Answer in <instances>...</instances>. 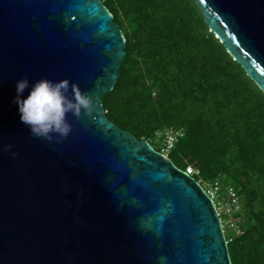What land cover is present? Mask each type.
Returning <instances> with one entry per match:
<instances>
[{"label":"water","instance_id":"water-1","mask_svg":"<svg viewBox=\"0 0 264 264\" xmlns=\"http://www.w3.org/2000/svg\"><path fill=\"white\" fill-rule=\"evenodd\" d=\"M194 2L264 93V0ZM125 48L100 0H0V264H232L202 187L105 115ZM24 77L68 79L94 110L69 113L61 143L34 137L14 102Z\"/></svg>","mask_w":264,"mask_h":264},{"label":"trees","instance_id":"trees-1","mask_svg":"<svg viewBox=\"0 0 264 264\" xmlns=\"http://www.w3.org/2000/svg\"><path fill=\"white\" fill-rule=\"evenodd\" d=\"M125 38L106 117L151 145L181 128L168 154L195 179L221 178L241 199L244 234L232 264H264V93L209 32L194 0H100ZM127 23L129 26L127 27Z\"/></svg>","mask_w":264,"mask_h":264},{"label":"clouds","instance_id":"clouds-1","mask_svg":"<svg viewBox=\"0 0 264 264\" xmlns=\"http://www.w3.org/2000/svg\"><path fill=\"white\" fill-rule=\"evenodd\" d=\"M28 90L25 97L23 94ZM15 103L20 120L31 130V135L50 143H61L72 132L67 116L71 113L79 118L82 113L90 115L94 110V100L82 92L78 84L68 79L52 81L42 78L29 87L27 77L16 82ZM71 93V94H70ZM11 150L12 145H7ZM15 157L17 153L12 152Z\"/></svg>","mask_w":264,"mask_h":264},{"label":"built area","instance_id":"built-area-1","mask_svg":"<svg viewBox=\"0 0 264 264\" xmlns=\"http://www.w3.org/2000/svg\"><path fill=\"white\" fill-rule=\"evenodd\" d=\"M183 136V129L169 127L155 132L153 143L158 147V150H156L168 158L170 151ZM184 172L192 177L197 174V171L192 166H187ZM195 180L213 202L220 217L227 243L232 238L242 236L244 227L241 199L235 188L230 184L224 183L221 178Z\"/></svg>","mask_w":264,"mask_h":264},{"label":"rangeland","instance_id":"rangeland-1","mask_svg":"<svg viewBox=\"0 0 264 264\" xmlns=\"http://www.w3.org/2000/svg\"><path fill=\"white\" fill-rule=\"evenodd\" d=\"M129 26V23H127V27ZM123 34V33H122ZM153 143V142H152ZM152 146L154 147V149H157L158 150V147L156 146V144H152Z\"/></svg>","mask_w":264,"mask_h":264}]
</instances>
